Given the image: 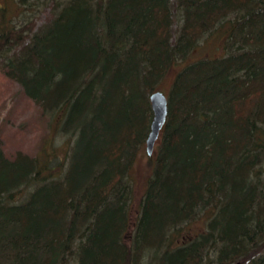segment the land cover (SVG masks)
<instances>
[{"label":"trees","instance_id":"trees-1","mask_svg":"<svg viewBox=\"0 0 264 264\" xmlns=\"http://www.w3.org/2000/svg\"><path fill=\"white\" fill-rule=\"evenodd\" d=\"M0 66L54 128L0 137V264H264V0H5Z\"/></svg>","mask_w":264,"mask_h":264},{"label":"rangeland","instance_id":"rangeland-1","mask_svg":"<svg viewBox=\"0 0 264 264\" xmlns=\"http://www.w3.org/2000/svg\"><path fill=\"white\" fill-rule=\"evenodd\" d=\"M0 4H5V0H0ZM51 14L50 4H43L37 12V25L47 21ZM30 17L31 15L28 13L22 18V21L24 22ZM204 53L216 55L218 54V48L209 42L202 43L189 57V60L200 57ZM174 76L175 71L162 79L158 87L165 92H169ZM50 123V114L26 96L22 86L17 81L8 78L1 71L0 66V137L3 140L6 155L13 157L18 152L30 155L40 154L48 141H53L54 128ZM56 142L60 143L58 139ZM63 144L60 146V153L65 148ZM146 160V157L139 156L134 165L137 195L141 192L142 177L149 168ZM200 227V223H197L193 228L199 230Z\"/></svg>","mask_w":264,"mask_h":264},{"label":"water","instance_id":"water-1","mask_svg":"<svg viewBox=\"0 0 264 264\" xmlns=\"http://www.w3.org/2000/svg\"><path fill=\"white\" fill-rule=\"evenodd\" d=\"M150 103L153 110V117L150 124V131L146 138V152L153 153L156 141L165 125L169 112L168 97L163 90H156L150 94Z\"/></svg>","mask_w":264,"mask_h":264}]
</instances>
